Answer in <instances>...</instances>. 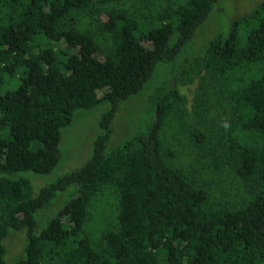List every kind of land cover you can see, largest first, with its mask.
<instances>
[{"label": "trees", "instance_id": "16d2710c", "mask_svg": "<svg viewBox=\"0 0 264 264\" xmlns=\"http://www.w3.org/2000/svg\"><path fill=\"white\" fill-rule=\"evenodd\" d=\"M218 1L182 0L144 17L120 9L123 0H0V264L12 230L28 239L16 264H264V2L201 59L233 107L223 144L248 200L215 202L167 162L161 131L181 100L179 77L157 91L148 131L107 153L120 106L159 65L178 60ZM95 34L108 36V49ZM102 104L110 110L90 159L34 196L24 174L51 175L62 130ZM71 187L76 197L38 230L35 215ZM108 188L118 195L117 222L93 242L89 207Z\"/></svg>", "mask_w": 264, "mask_h": 264}, {"label": "rangeland", "instance_id": "374dc122", "mask_svg": "<svg viewBox=\"0 0 264 264\" xmlns=\"http://www.w3.org/2000/svg\"><path fill=\"white\" fill-rule=\"evenodd\" d=\"M182 0H123L118 7L131 14L150 17L164 8L178 7ZM264 0H219L207 21L197 30L175 63L161 64L152 80L137 96L124 102L112 124V135L107 153L116 150L139 133L148 131L153 124L154 101L157 91H167V83L181 78L178 89L181 100L176 113L167 120L161 131V141L167 162L184 172L200 187L205 188L215 202L236 206L248 200L232 170V159L223 142L227 136L226 124L231 120L233 107L229 98L221 93L217 78L205 69L201 61L208 44L220 35H227L236 20L250 15ZM178 4V5H177ZM81 22L96 33L98 26L91 16L81 15ZM242 28V27H241ZM242 36L246 30H240ZM105 48L110 41L106 34H95ZM110 106L102 104L89 110L76 112L72 124L62 130L60 150L62 159L51 175L25 173L34 187V196L40 190L66 174L81 168L93 153L94 141L102 133L100 120ZM203 134L206 141L193 140V133ZM76 197L75 187L59 193L53 205L35 215L38 230H42L58 210ZM119 199L112 188L104 190L89 207L90 221L85 230L93 242H99L103 232L116 224ZM27 231L12 230L3 245L6 264H16L26 257Z\"/></svg>", "mask_w": 264, "mask_h": 264}]
</instances>
